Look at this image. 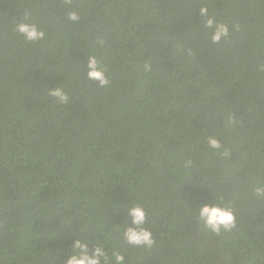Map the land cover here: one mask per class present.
Returning <instances> with one entry per match:
<instances>
[{
    "label": "trees",
    "instance_id": "obj_1",
    "mask_svg": "<svg viewBox=\"0 0 264 264\" xmlns=\"http://www.w3.org/2000/svg\"><path fill=\"white\" fill-rule=\"evenodd\" d=\"M134 206L151 248L124 237ZM77 242L102 264H264V0H0V264H65Z\"/></svg>",
    "mask_w": 264,
    "mask_h": 264
},
{
    "label": "clouds",
    "instance_id": "obj_2",
    "mask_svg": "<svg viewBox=\"0 0 264 264\" xmlns=\"http://www.w3.org/2000/svg\"><path fill=\"white\" fill-rule=\"evenodd\" d=\"M204 9L202 12H206ZM68 18L72 21L78 19L76 12L69 13ZM215 24L213 19L206 22L207 28H212ZM16 30L21 33L29 41L42 40L45 36L35 25L21 22L16 25ZM229 29L224 24H215V31L212 34V42L219 43L222 39L228 37ZM87 75L90 80L98 81L103 86H108L109 80L105 75V70L101 68L100 62L95 56L90 57L87 65ZM51 96L58 98L61 103H67L68 95L60 87L55 88L49 93ZM212 148H219L220 144L216 139L209 140ZM132 217L131 227H127L124 231V237L129 245L145 246L151 248L155 240L151 231L143 228L147 221L148 213L139 206L129 207ZM200 217L204 220L206 226L215 234H219L222 230H230L236 227V216L228 209L220 206L203 205L200 209ZM76 252L65 257V264H102V258L106 262L107 256L104 248L96 247L92 254L88 253V245L77 242L75 245ZM123 255H115L116 264H124Z\"/></svg>",
    "mask_w": 264,
    "mask_h": 264
}]
</instances>
